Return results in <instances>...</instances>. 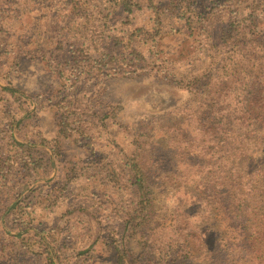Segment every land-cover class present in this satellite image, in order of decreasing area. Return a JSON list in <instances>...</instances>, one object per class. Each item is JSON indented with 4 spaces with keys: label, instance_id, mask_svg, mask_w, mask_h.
Masks as SVG:
<instances>
[{
    "label": "rangeland",
    "instance_id": "1",
    "mask_svg": "<svg viewBox=\"0 0 264 264\" xmlns=\"http://www.w3.org/2000/svg\"><path fill=\"white\" fill-rule=\"evenodd\" d=\"M114 1L0 0V264H117L124 248L131 264L157 262L158 245L145 252L138 231L124 232L132 156L148 177L151 235L185 211L203 230L183 244L194 264L219 256L211 233L232 241L229 221L207 216L229 188L210 183L202 153L204 99L226 95L206 78L226 61L227 20L264 0H193L203 20L192 33L165 0H152L159 26L148 0H126L130 13ZM230 57L220 81L264 84V43ZM247 164L264 168V142Z\"/></svg>",
    "mask_w": 264,
    "mask_h": 264
},
{
    "label": "trees",
    "instance_id": "2",
    "mask_svg": "<svg viewBox=\"0 0 264 264\" xmlns=\"http://www.w3.org/2000/svg\"><path fill=\"white\" fill-rule=\"evenodd\" d=\"M148 1L159 26L160 10L154 6L152 0ZM165 1L163 11L183 19L189 32L192 33L199 27L194 26V21L198 24L203 18L193 12V0ZM225 1L231 8L242 4L240 0H235L237 1L235 4H232L234 0ZM113 5L123 6L127 13L131 12L130 4L126 0H115ZM246 7L248 11L246 15L227 20L221 35V43L227 55L226 61L220 58L213 64L206 78L207 84L217 89L222 87L226 95L215 97L209 94L204 99L207 111L203 113L202 121L207 128L204 143L208 148L202 153L209 157L210 183L212 181L221 183L222 180L227 182L229 188L220 193L214 192L215 197H212L220 208L214 210L213 206L211 210L209 207L207 216L213 217L215 213L223 216L227 222L229 221L232 234L231 241L227 236L222 238L218 230L211 233L218 247L215 252L219 254L213 264H264V168L255 170L256 172L247 169V162L253 151L264 142V84L254 82L250 86L252 92L246 93L237 82L220 81L221 72L232 62L230 55L235 47L264 43V33L254 35L253 31L257 23L264 19V9L254 4ZM185 13L189 14L187 18L184 16ZM231 68L234 69L232 64ZM224 155H228V158L221 159ZM223 160L226 162L223 163ZM124 167L129 170L130 187L134 189V198L127 213L124 232L138 231L145 252H151L158 245L161 256L154 255V261L158 258L154 264H194L193 257L186 252L183 244L187 243L188 239L199 241L201 238L203 230L201 226H196L198 224L195 223L196 220L192 222L194 225H189L190 220L196 218L198 213L188 215L182 211L169 231H166L167 229L161 230V233L159 231L156 234L157 238L151 235L153 218L151 193L147 186L148 177L137 156L128 158ZM117 264H131L126 248L119 252Z\"/></svg>",
    "mask_w": 264,
    "mask_h": 264
}]
</instances>
